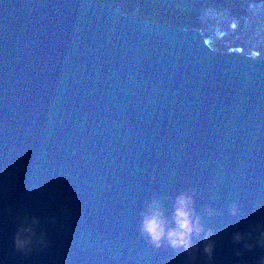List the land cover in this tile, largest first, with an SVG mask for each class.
Returning a JSON list of instances; mask_svg holds the SVG:
<instances>
[{"label": "water", "instance_id": "1", "mask_svg": "<svg viewBox=\"0 0 264 264\" xmlns=\"http://www.w3.org/2000/svg\"><path fill=\"white\" fill-rule=\"evenodd\" d=\"M178 192L215 240L193 264H258L231 235L264 221V59L92 0H0V264H186L139 232ZM25 213L48 247L21 256Z\"/></svg>", "mask_w": 264, "mask_h": 264}, {"label": "trees", "instance_id": "2", "mask_svg": "<svg viewBox=\"0 0 264 264\" xmlns=\"http://www.w3.org/2000/svg\"><path fill=\"white\" fill-rule=\"evenodd\" d=\"M134 18L200 31L210 47L264 59V0H92Z\"/></svg>", "mask_w": 264, "mask_h": 264}, {"label": "clouds", "instance_id": "3", "mask_svg": "<svg viewBox=\"0 0 264 264\" xmlns=\"http://www.w3.org/2000/svg\"><path fill=\"white\" fill-rule=\"evenodd\" d=\"M230 211L232 215L238 213L235 207ZM139 232L154 248L166 244L177 254L185 257L186 264H193L197 252L210 259L215 246L212 232L202 226L200 217L193 207V198L186 192H178L175 195L170 219L165 217L159 202L152 199L141 217ZM195 237H199V244L194 243ZM231 239L234 243L243 242L247 249L253 246L264 249V221L250 223L244 232H233ZM12 246L21 256H28L48 247L46 233L38 216L25 213L18 217ZM258 264H264V255L259 258Z\"/></svg>", "mask_w": 264, "mask_h": 264}]
</instances>
